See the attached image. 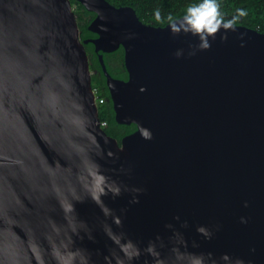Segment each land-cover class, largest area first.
I'll list each match as a JSON object with an SVG mask.
<instances>
[{
	"label": "water",
	"instance_id": "water-1",
	"mask_svg": "<svg viewBox=\"0 0 264 264\" xmlns=\"http://www.w3.org/2000/svg\"><path fill=\"white\" fill-rule=\"evenodd\" d=\"M77 1L97 38L70 0H0V264H264V34L221 28L197 49L132 7ZM89 43L116 123L137 128L121 143ZM120 48L126 81L103 57Z\"/></svg>",
	"mask_w": 264,
	"mask_h": 264
},
{
	"label": "trees",
	"instance_id": "trees-1",
	"mask_svg": "<svg viewBox=\"0 0 264 264\" xmlns=\"http://www.w3.org/2000/svg\"><path fill=\"white\" fill-rule=\"evenodd\" d=\"M77 17L82 42L97 38V35L88 30V26L95 19L94 13L88 12L77 0H70ZM115 7H132L135 9L139 19L148 25L165 27L169 24L167 17L171 15L175 20L183 18L186 10L191 5L202 3V0H106ZM220 12L225 21L233 19L238 10H245L247 15L240 17L235 25H241L264 34V0H217ZM159 11L161 19H156ZM90 62V70L96 74L92 75V87L96 91L99 100L98 105L101 123L108 136L121 143L122 139L136 131L135 125H119L115 120L112 101L105 102L110 98L106 84V78L99 62V55L95 53V47L89 43L85 45ZM104 62L109 74L116 79H128V73L124 65V50L120 48L114 53L103 54Z\"/></svg>",
	"mask_w": 264,
	"mask_h": 264
},
{
	"label": "clouds",
	"instance_id": "clouds-1",
	"mask_svg": "<svg viewBox=\"0 0 264 264\" xmlns=\"http://www.w3.org/2000/svg\"><path fill=\"white\" fill-rule=\"evenodd\" d=\"M156 19H161V14L159 11L156 12ZM245 10H238L237 15L231 20L225 21L221 12L220 6L217 0H202V3L197 5H191L187 8L186 14L182 20L176 21L171 15L167 17V20L171 26V30L175 33L185 32L192 33L194 35L200 36L201 43L194 46L197 49L210 48L211 44L208 42V37L211 36L215 39L216 34L223 28L224 30L235 31V24L240 17L246 16ZM221 41L227 40V35H222ZM243 40V36H241ZM244 44L241 43V47ZM196 52L192 51L190 55H195ZM147 138H151L148 136Z\"/></svg>",
	"mask_w": 264,
	"mask_h": 264
},
{
	"label": "built area",
	"instance_id": "built-area-1",
	"mask_svg": "<svg viewBox=\"0 0 264 264\" xmlns=\"http://www.w3.org/2000/svg\"><path fill=\"white\" fill-rule=\"evenodd\" d=\"M94 92H95V94H96V91H94ZM96 103H97V105L102 104V103H103V100H99V99L97 98V96H96ZM101 126H102V127H105V126H106V123H101Z\"/></svg>",
	"mask_w": 264,
	"mask_h": 264
},
{
	"label": "flooded vegetation",
	"instance_id": "flooded-vegetation-1",
	"mask_svg": "<svg viewBox=\"0 0 264 264\" xmlns=\"http://www.w3.org/2000/svg\"><path fill=\"white\" fill-rule=\"evenodd\" d=\"M96 53V52H95ZM97 55H100L101 53H96ZM96 74L95 72H92V75ZM120 80H123V79H120ZM128 79H124V81H126ZM111 101V98H108V99H105V102L106 103H109Z\"/></svg>",
	"mask_w": 264,
	"mask_h": 264
}]
</instances>
